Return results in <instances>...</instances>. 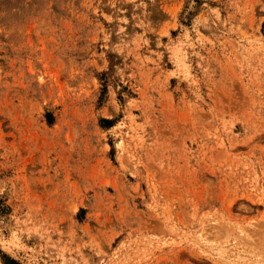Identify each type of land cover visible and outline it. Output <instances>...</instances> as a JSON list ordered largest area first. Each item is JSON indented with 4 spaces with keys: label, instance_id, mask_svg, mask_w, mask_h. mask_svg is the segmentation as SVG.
I'll return each mask as SVG.
<instances>
[{
    "label": "rangeland",
    "instance_id": "1",
    "mask_svg": "<svg viewBox=\"0 0 264 264\" xmlns=\"http://www.w3.org/2000/svg\"><path fill=\"white\" fill-rule=\"evenodd\" d=\"M0 264H264V0H0Z\"/></svg>",
    "mask_w": 264,
    "mask_h": 264
}]
</instances>
